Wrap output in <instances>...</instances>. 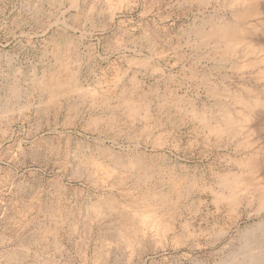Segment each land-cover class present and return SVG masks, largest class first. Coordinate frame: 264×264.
<instances>
[{
    "label": "rangeland",
    "instance_id": "1",
    "mask_svg": "<svg viewBox=\"0 0 264 264\" xmlns=\"http://www.w3.org/2000/svg\"><path fill=\"white\" fill-rule=\"evenodd\" d=\"M76 1L0 0V264H228L230 253L239 261L243 234L264 210L254 199L231 212L210 191L241 171L254 149L238 146L245 135L263 139L249 128L264 108H252L233 140L190 113L216 114L244 86L264 100L263 81L220 63L195 37L209 19L242 20L222 0H138L113 19L105 0ZM57 72L77 88L41 90ZM150 204L157 226L142 238L124 210Z\"/></svg>",
    "mask_w": 264,
    "mask_h": 264
},
{
    "label": "bare ground",
    "instance_id": "2",
    "mask_svg": "<svg viewBox=\"0 0 264 264\" xmlns=\"http://www.w3.org/2000/svg\"><path fill=\"white\" fill-rule=\"evenodd\" d=\"M138 0H105L107 6V10L110 13V19H113L115 16V13L118 11H121V9H132L136 4ZM204 1V0H203ZM209 1V0H208ZM217 1V0H216ZM76 0H70V3L73 4L74 6L76 5ZM191 2V1H190ZM203 3V2H202ZM225 8H229L232 10V16H235L242 20V23L238 22L236 24L230 23V21L224 17L222 18H217L216 22H212L209 18L210 23L212 25H208L209 29H201L197 32H195V37L199 39V41L202 44H212L213 49L216 53H220V61L229 60L232 64V67L238 68L240 71H249V73H253L255 79V82H264V56L262 52L264 51V38H262V35L264 37V26L262 25L264 21V0H222V3ZM222 5V6H223ZM71 7V6H70ZM212 11V10H211ZM219 16V15H218ZM231 16V17H232ZM72 17V16H71ZM217 17V16H216ZM214 16V18H216ZM226 17V16H225ZM228 17V16H227ZM75 19V18H74ZM212 19V17H211ZM234 19V18H233ZM76 20V19H75ZM228 20V21H227ZM207 21V20H205ZM205 23V22H204ZM235 23V22H234ZM261 26H259L260 24ZM206 24V23H205ZM204 24V25H205ZM238 24V25H237ZM259 26V27H258ZM263 28V29H262ZM190 31V30H189ZM192 32V31H191ZM190 32V33H191ZM193 33V32H192ZM192 41V40H191ZM193 43V42H192ZM68 44V43H67ZM191 44V43H190ZM194 44V43H193ZM199 44V43H198ZM56 45V44H55ZM197 45V44H196ZM67 46V45H66ZM176 46V45H175ZM203 46V45H202ZM210 46V45H209ZM195 47V46H194ZM197 47V46H196ZM201 47V46H200ZM199 47V48H200ZM69 48V47H68ZM173 48V47H172ZM56 50V49H55ZM153 50V49H152ZM151 50V51H152ZM72 51V50H71ZM174 52V51H173ZM209 53V52H208ZM163 54V53H162ZM218 55V54H217ZM156 56V55H155ZM181 56V55H180ZM218 56V57H219ZM157 57V56H156ZM201 57V56H200ZM209 57V56H208ZM213 57V56H212ZM138 60V59H137ZM142 60V59H141ZM202 60V59H201ZM139 61V60H138ZM145 62V61H144ZM222 63V62H220ZM142 64V63H141ZM228 64V65H229ZM262 65V67H261ZM69 65H67L68 67ZM229 67V66H228ZM62 68V67H60ZM65 68V67H64ZM148 68V67H147ZM67 69V68H66ZM257 69V70H255ZM216 70V69H215ZM237 70V69H236ZM61 71V70H59ZM58 71V72H59ZM63 71V70H62ZM154 71V70H153ZM234 71V70H232ZM54 75V71H52ZM58 72L55 76H51L49 81L45 80H40V88L43 91L50 92L48 94H51V96L56 95L57 93H60V91L64 93V91H68L69 89H76L77 85L73 81V85L69 84L70 80L68 81H60V77L57 76ZM50 73V72H49ZM56 73V71H55ZM197 73V72H195ZM247 73V72H246ZM248 74V73H247ZM76 75V74H75ZM135 75V74H134ZM242 75V74H241ZM49 76V74H48ZM57 76V78H56ZM36 77V76H35ZM59 77V79H58ZM74 77V76H73ZM134 77V76H133ZM45 78V77H43ZM202 78V77H201ZM42 79V78H41ZM62 79V78H61ZM188 79V78H187ZM203 79V78H202ZM252 79V80H253ZM65 80V78H64ZM227 80V79H226ZM136 81V80H135ZM34 82V78L33 81ZM77 82V80H76ZM37 83V82H36ZM38 84V83H37ZM36 84V86H37ZM13 85V84H12ZM244 85V84H243ZM262 85V84H261ZM35 86V87H36ZM13 88V86H12ZM10 88V89H12ZM16 88V87H14ZM208 88V87H207ZM256 88V87H255ZM264 91V86L262 87ZM9 89V91H10ZM254 88L244 86L239 88L238 90L233 91L231 96H226L230 98V103L228 105L222 104L220 106V110L214 114L215 111L211 112L212 110L210 108H203L200 109L199 111H195V109L192 108V113L193 116L196 119H199L202 122H204L205 128L210 131L213 134L218 135L219 137L226 136L229 139L235 138L237 135L244 134L245 128L247 126V122L250 119V116L252 115L250 112L253 107L257 108H264V100L261 101L259 100L258 97H256V94L254 91ZM8 91V92H9ZM15 91V90H14ZM17 91V90H16ZM154 91V90H153ZM158 91V90H157ZM215 91V90H214ZM257 91V90H256ZM262 91V92H263ZM11 93H14L13 91H10ZM70 92V90H69ZM68 92V93H69ZM10 93V94H11ZM147 92H145L146 94ZM260 93V92H259ZM16 94V92H15ZM67 94V93H66ZM97 94V93H96ZM142 94V93H141ZM176 94V93H175ZM209 94V93H208ZM212 94V93H211ZM13 95V94H11ZM64 95V94H63ZM92 95V94H91ZM150 95V94H149ZM215 95V94H214ZM219 95V94H218ZM264 95V94H263ZM16 96V95H14ZM13 96V98H14ZM65 96V95H64ZM97 96V95H96ZM175 96V95H174ZM221 96V94H220ZM93 97V95H92ZM98 97V96H97ZM100 97V96H99ZM147 97V96H146ZM150 97V96H149ZM216 97V96H215ZM219 97V96H218ZM224 97V96H223ZM16 98V97H15ZM52 98V97H50ZM163 98V96H162ZM170 98V97H169ZM183 98V96H182ZM221 98V97H220ZM126 99V98H125ZM142 99V98H141ZM157 99V98H156ZM164 100L166 99L165 97L163 98ZM171 99V98H170ZM169 99V102H170ZM180 100L181 98L178 97ZM185 99V98H183ZM182 99V100H183ZM53 100V99H52ZM143 100V99H142ZM146 100V99H144ZM147 101V100H146ZM178 101V100H176ZM220 101V100H219ZM181 102V101H180ZM190 102V101H189ZM188 102V103H189ZM217 102V101H216ZM50 103V102H49ZM150 103V102H149ZM157 103V102H156ZM167 103V102H166ZM177 103V102H176ZM184 103V102H183ZM131 104V103H130ZM137 104V103H136ZM143 104V103H141ZM145 104V103H144ZM143 104V105H144ZM171 104V102L169 103ZM175 104V103H174ZM232 104L238 106L237 110H233L232 107H230ZM142 105V107H143ZM146 105V104H145ZM162 105V104H161ZM168 105V104H167ZM183 105V104H182ZM190 105V104H189ZM192 105V103H191ZM46 106V105H45ZM131 106V105H130ZM129 106V107H130ZM219 106V105H218ZM132 110H135L134 106H131ZM130 107V108H131ZM191 109V106H189ZM235 107V106H234ZM139 108V107H138ZM145 108V107H144ZM149 108V107H148ZM163 108H165L163 106ZM184 108V107H183ZM213 108V107H212ZM117 109V108H115ZM146 109V108H145ZM210 109V110H209ZM216 109V108H215ZM114 110V109H113ZM130 110V109H129ZM148 110V109H147ZM146 110V111H147ZM255 110V109H254ZM3 111V110H2ZM126 111V110H125ZM158 111V110H157ZM191 111V110H190ZM217 111V110H216ZM261 111V110H260ZM175 112V111H174ZM238 113L237 115H234L235 113ZM259 112V111H258ZM148 113V112H147ZM159 113V112H158ZM260 113V112H259ZM262 114V112H261ZM264 114V113H263ZM254 115V113H253ZM170 116V115H169ZM264 116V115H261ZM130 117V116H129ZM185 117V116H184ZM259 117V114H258ZM257 117V118H258ZM194 119V118H193ZM195 119V120H196ZM254 119H256L254 117ZM253 119V120H254ZM264 119V118H263ZM196 120V121H199ZM258 120V119H257ZM262 120V119H261ZM96 121V120H95ZM252 120H250L251 122ZM255 121V120H254ZM253 121V122H254ZM260 121V120H259ZM92 123V122H91ZM94 123V122H93ZM153 123V122H152ZM252 123V122H251ZM200 124V123H199ZM253 125V124H252ZM256 125V124H255ZM202 126V127H204ZM250 126V125H249ZM248 127V126H247ZM204 128V129H205ZM250 127L249 130H251L249 133L252 132V130L257 131L258 134H264V121L260 122L259 125L257 124L256 127ZM203 129V128H202ZM248 131V130H247ZM207 132V131H206ZM149 133V132H148ZM253 133V132H252ZM207 136V135H206ZM247 136L246 140L243 142L237 143L238 146L242 147L244 149L250 150L251 148H254L253 150H250L245 156L242 158L240 164V170L238 171L239 173H231L228 171L225 175L220 176V184H218L219 189L218 190L210 191V194H213L214 196V201L215 202H225L228 207L229 211L231 212H236L238 211L243 204L242 202L244 201V206L245 204L250 205L251 202L258 201L257 204V212L263 211L264 210V142H262L261 139L258 141H261L262 143L259 144L258 141L256 143H253L251 139L249 138V134L245 135ZM233 140V139H232ZM217 141V140H216ZM230 141V140H229ZM215 142V141H214ZM254 146V147H253ZM238 147V148H239ZM132 155V154H131ZM83 157V156H81ZM129 158V157H128ZM135 158V157H134ZM136 161V160H135ZM234 161V160H233ZM81 162V161H80ZM87 162V160H86ZM89 162V161H88ZM236 162V161H235ZM125 163V162H124ZM109 164V163H108ZM255 164L256 167H262V169H254L252 165ZM100 165V164H99ZM126 166V165H125ZM138 166V165H137ZM238 166V165H237ZM240 166V165H239ZM103 167V166H102ZM260 167V168H261ZM140 168V167H139ZM110 169V168H109ZM254 169V170H253ZM120 170V169H119ZM138 170V169H137ZM102 171V170H101ZM230 172V173H229ZM113 173V172H112ZM150 173V172H149ZM136 174V173H135ZM153 174V173H152ZM161 174V173H160ZM169 174V173H168ZM126 175V174H125ZM112 176V175H111ZM156 176V175H155ZM218 177V175H217ZM172 179V177H171ZM167 180V179H166ZM170 180V179H169ZM159 181V180H158ZM184 182V181H183ZM176 183V182H175ZM184 184V183H183ZM186 186V185H185ZM194 186V184H193ZM173 189V188H172ZM187 189V188H186ZM213 190V189H212ZM227 191V192H226ZM150 192V191H149ZM154 192V190H153ZM172 193V192H171ZM177 193V192H176ZM227 193V194H226ZM154 196L156 195L155 193H152L151 195ZM164 194V193H163ZM165 195V194H164ZM164 195L157 196L159 199H157L161 204H164ZM176 195V194H175ZM186 195V194H185ZM106 196V195H105ZM167 196V195H165ZM109 198V197H108ZM106 197V200L108 199ZM111 198V197H110ZM153 198V197H152ZM112 199V198H111ZM111 199L108 200L109 206L108 208L115 209L113 202ZM167 199V198H166ZM139 200V199H138ZM114 201H116L114 199ZM213 201V202H214ZM107 202V201H105ZM167 202V201H165ZM175 202V201H174ZM214 202V203H215ZM161 204V205H162ZM200 204V202H199ZM218 204V203H215ZM222 204V203H221ZM224 204V203H223ZM151 205V204H150ZM156 205V204H155ZM155 205L153 209H147L143 211H138L134 212V214H129V212L124 210L125 214L129 217L131 216L130 220V226L134 228L136 233L138 235H141L140 237L146 236L147 229L148 231L151 230V228H155L157 226L156 224V216H155V209L158 208V206L155 208ZM169 205V204H168ZM220 205V204H218ZM217 205V206H218ZM246 205V207H248ZM94 206V205H93ZM99 206V205H98ZM97 206V207H98ZM164 206V205H163ZM96 207V206H95ZM116 207V206H115ZM149 207V206H148ZM166 207V204H165ZM168 207V206H167ZM98 208H96L97 210ZM123 209V208H122ZM174 209V208H173ZM219 209V208H218ZM117 210V209H116ZM254 210V209H253ZM113 211V210H112ZM111 211V212H112ZM119 212V210H117ZM115 211V212H117ZM123 211V210H122ZM158 211V210H157ZM156 211V213H157ZM256 211V209H255ZM93 212V211H92ZM114 212V213H115ZM117 212V213H118ZM131 212V211H130ZM100 213V212H99ZM167 213V212H166ZM176 213V212H175ZM256 213V212H255ZM120 214V212L118 213ZM231 214V213H229ZM257 214V213H256ZM121 215V214H120ZM124 216V214H122ZM108 216V215H107ZM164 216V215H163ZM126 217V216H125ZM124 217V218H125ZM126 219V218H125ZM124 220V219H123ZM127 220V219H126ZM128 220V221H129ZM125 221V220H124ZM158 222V221H157ZM159 223V222H158ZM166 223V222H165ZM167 224V223H166ZM161 225V224H160ZM159 225V227H160ZM186 225V224H185ZM180 226V225H179ZM232 226V225H231ZM166 227L163 228V230ZM159 230V229H158ZM167 230V231H166ZM168 230H171V224H168L167 228L164 230L168 232ZM151 232V231H150ZM160 232V231H158ZM165 232V233H166ZM171 232V231H170ZM121 234V233H120ZM160 234V233H159ZM244 235V248L242 247L243 251L242 253H238L239 261H237V257H232V255H237L235 253H230V257L227 260L228 264L235 263V264H264V218L263 220H259V222H256L254 226H252L250 229L246 230V232L243 234ZM162 236H163V231H162ZM181 236V234H180ZM123 238V236H121ZM125 237V235H124ZM121 238V239H122ZM164 238V237H162ZM126 237L123 239L125 240ZM124 242V241H123ZM131 244L130 240H125L124 244ZM138 243V241H137ZM242 245V246H243ZM128 246V245H127ZM126 246V247H127ZM240 251V250H239ZM20 255V254H19ZM14 257V256H13ZM227 259V257H225ZM225 261H223L222 264H224ZM226 264V263H225Z\"/></svg>",
    "mask_w": 264,
    "mask_h": 264
}]
</instances>
